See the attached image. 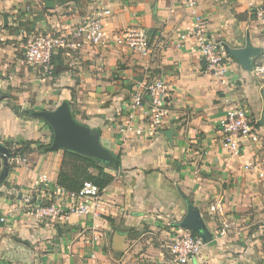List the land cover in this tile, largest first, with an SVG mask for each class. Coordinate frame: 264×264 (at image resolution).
Returning a JSON list of instances; mask_svg holds the SVG:
<instances>
[{
  "label": "crops",
  "instance_id": "1",
  "mask_svg": "<svg viewBox=\"0 0 264 264\" xmlns=\"http://www.w3.org/2000/svg\"><path fill=\"white\" fill-rule=\"evenodd\" d=\"M49 4L53 8L45 9L44 0H0V20L5 14L11 26L21 22L38 33L69 37L59 50V67L64 69L44 83L35 68L21 61L17 49L23 54L24 44L18 33L0 27V99L16 98L10 104L0 100V142L10 137L15 142L48 143L50 135L40 132L38 121L17 116L11 106L21 111L37 103L36 109L42 110L71 92L75 119L99 131L102 145L121 153L122 166L109 170L114 178L103 188L98 215L71 214L57 224L35 219L26 198L44 194L31 189L42 173L50 179V191L59 187L62 151L33 150L20 163L10 161L6 184L0 186V264H159L167 254V240L184 230L173 223L184 216L186 199L198 208L211 234L189 264H264V178L255 169L243 168L249 161L261 169L264 161V92L259 79L232 57L221 78L205 72L189 39L180 38L194 21L184 0ZM257 8H264V0H198L195 12L226 48L242 47L247 41L261 48L254 61L264 53V34L253 15ZM97 13L105 32L103 43L74 37L77 26ZM137 27L149 36L146 55L115 42L117 34ZM156 78L168 85L171 105L162 128L151 131L145 125L146 106L134 111L129 123L128 103L138 84ZM21 80L31 88L28 93H34V102L19 87ZM226 98L242 105L259 123V140L245 143L241 157L220 144L218 126ZM127 124L134 129L127 130ZM140 126L144 130L138 135L135 128ZM168 129H173L170 138L164 133ZM216 202L220 214L209 210ZM224 227L226 233L221 234ZM132 229L135 238L128 235Z\"/></svg>",
  "mask_w": 264,
  "mask_h": 264
},
{
  "label": "built area",
  "instance_id": "2",
  "mask_svg": "<svg viewBox=\"0 0 264 264\" xmlns=\"http://www.w3.org/2000/svg\"><path fill=\"white\" fill-rule=\"evenodd\" d=\"M198 0H184L185 6L190 9L194 21L186 29L185 33L180 35L181 39H189L190 48L195 50L204 62V69L212 77L221 78L226 70L227 63L231 56L228 55L226 45L213 38L207 27L206 20L195 12ZM257 23L264 34V8H257L253 11ZM20 38H25L27 44L24 47L25 61L29 65L42 66L46 71L52 72V56L64 48L69 40L67 34H54L50 32L36 33L34 29H20L18 32ZM73 36L92 44H102L105 38L101 14L87 18L75 29ZM115 42L120 44L132 53L146 55L149 48V36L147 30L143 27L131 28L117 34ZM79 44H76L78 46ZM251 73L261 82L264 92V53L261 57L252 62ZM224 115L219 122L221 132L220 144L223 149L236 157L242 156L243 146L247 142H256L259 140V132L256 127L257 120L252 119L242 105L237 104L229 98L224 99ZM171 105V92L166 84L160 78L152 81L140 83L132 90L129 96L128 106L130 112L128 115L129 123L134 117V111L146 109L147 129L159 131L164 123V119L169 112ZM127 130L134 129L130 124L126 126ZM144 126L136 127L135 133L141 134ZM25 157H11L9 162L20 163ZM244 170H256L258 177L264 178V161L261 169L253 162L243 163ZM35 191H45L32 200V195L26 198V207L28 212L38 220H51L61 224L67 220L68 216L73 214L85 216L87 214L98 215L99 206L103 189L91 181H85L78 192H69L62 187L50 189V179L47 174H40L33 183ZM34 194V193H33ZM52 194L55 198L53 199ZM209 210L220 214L221 207L218 202L210 205ZM4 222V218L0 217ZM169 224V223H168ZM221 234L226 233L225 227L221 229ZM203 242L200 237H194L190 230L185 229L175 234L169 244H167V254L164 255L159 264H189L198 257Z\"/></svg>",
  "mask_w": 264,
  "mask_h": 264
},
{
  "label": "water",
  "instance_id": "3",
  "mask_svg": "<svg viewBox=\"0 0 264 264\" xmlns=\"http://www.w3.org/2000/svg\"><path fill=\"white\" fill-rule=\"evenodd\" d=\"M3 23L7 25V16L2 14ZM227 52L237 60L244 70L250 71L252 67V58L261 52V48L253 47L247 41L242 47L227 48ZM33 117H41L49 123L52 129V140L44 148L45 152H54L62 149L74 151L87 157L109 164L111 155L109 150L104 147L100 141V133L92 130L86 124L78 122L72 115L70 105L66 100L61 101L53 109L33 110L30 112ZM263 112L261 113V120ZM173 129L165 131L167 138ZM9 148L0 142V184L6 179L10 167ZM179 228H187L195 231L203 243L211 239V234L206 229L201 218L200 212L189 200L186 199V212L180 221L173 223Z\"/></svg>",
  "mask_w": 264,
  "mask_h": 264
},
{
  "label": "trees",
  "instance_id": "4",
  "mask_svg": "<svg viewBox=\"0 0 264 264\" xmlns=\"http://www.w3.org/2000/svg\"><path fill=\"white\" fill-rule=\"evenodd\" d=\"M44 1L46 2L45 9H47V8H53V5L49 4L50 1L56 4H62L67 2L68 0H44ZM0 27L3 28L4 30H8L9 33H13V32L18 33L20 29H24L26 31L30 30V26H27L25 23L19 22L15 26L13 25L11 26L8 23L7 25H4L3 20H0ZM24 39L25 38H22L21 40ZM59 53L60 51H58L57 54L53 55L51 59V62L53 64L52 76L57 75L61 70L64 69L63 67H59L60 64L58 60L60 56ZM228 55L231 56L229 53ZM64 100L68 102L71 108L73 102L72 93L71 92L68 93V95H66V98ZM11 108L15 112V114H17V116L21 115L24 119L37 120L39 124L38 129L40 130V132L49 134L50 141L52 140L51 126L43 118L31 116L30 112L33 111L32 109L24 108L20 111L17 106H13ZM72 115L74 117L73 112ZM258 124L259 123L257 122L256 126ZM50 141L48 143H41L40 140L16 139L15 142L13 138L9 137L8 139H4L2 143H4L9 148L10 156L13 157L17 153L27 154L32 152L33 150L43 152L44 148L49 145ZM14 144H18L19 147L13 148ZM32 145L34 147H32ZM61 151H62V159L60 162V168L58 171L56 183L59 187H62L69 192H78L85 181H91L92 183L96 184L101 189H103L107 185H109L114 178L109 170H120L122 166L120 152L115 153L109 150L112 159L109 164H105L93 158L76 153L74 151H70L67 149H62ZM3 184H6V179L0 184V186ZM31 197L32 200H34L36 194L34 193ZM2 225L3 222L0 221V226ZM190 232L194 237H199L195 231L190 230ZM128 235L132 238H135L137 236L136 231L134 229L129 231Z\"/></svg>",
  "mask_w": 264,
  "mask_h": 264
},
{
  "label": "rangeland",
  "instance_id": "5",
  "mask_svg": "<svg viewBox=\"0 0 264 264\" xmlns=\"http://www.w3.org/2000/svg\"><path fill=\"white\" fill-rule=\"evenodd\" d=\"M37 6L38 5H33V9H37ZM39 31H41L40 30V28H39ZM36 33H38V32H36ZM41 33H44L45 34V32H41ZM9 41V40H8ZM13 40H11V42H12ZM21 42H23V44H24V46H25V44H27V40L26 39H24V40H22ZM24 49V48H23ZM17 52H20V59H21V61L23 62V64H25V65H27V66H31V67H33V68H35L36 70H37V75H39V77H41V78H39V79H42V78H45V79H43V82L44 83H46V80L48 79V77H52V72L50 73V72H48V71H46L42 66H38V65H29V64H27L26 63V61H25V56L23 55V54H21L22 53V51H18V49H17ZM22 82H20V84H19V87H21V89H22V92L24 93V95L26 94V91H27V99H29L30 101H32V102H34V97H32L31 98V96H34V93H32V94H29L28 92H31V88H29V85L28 84H26V82H25V80H21ZM4 95H6L5 93H4ZM3 95V96H4ZM2 97V96H1ZM23 99H25V96H24V98ZM0 100H2V102L4 103V102H7L8 104H10L11 102L9 101V100H12L13 101V103H15L16 102V98L14 97V96H10V99L8 100V98L7 99H3V97H2V99H0ZM15 101V102H14ZM60 102H57V103H55V104H53L52 105V103H50L48 106H45V108L46 109H53V108H55L58 104H59ZM8 104H6V105H8ZM37 104V103H36ZM36 104L35 103H30L29 104V109H32V110H37L36 108L39 106V104H37V106H36ZM13 106H15L16 104H12ZM46 105V104H45ZM13 106H11V107H13ZM23 118V117H22ZM28 120H30V119H28ZM35 121V120H34ZM41 142V141H40ZM16 145H18V144H16ZM35 145V144H34ZM36 146V145H35ZM19 147V146H18ZM13 148H17V146H13ZM25 155L26 154H20V153H17V154H15L13 157H15V156H19V157H25ZM15 165V164H14ZM0 169H1V160H0ZM173 236V235H172ZM172 238L173 237H171L169 240H167V244H169L170 242H171V240H172Z\"/></svg>",
  "mask_w": 264,
  "mask_h": 264
}]
</instances>
